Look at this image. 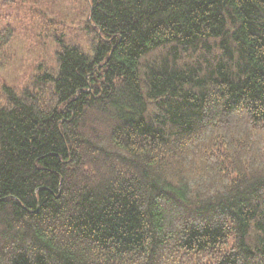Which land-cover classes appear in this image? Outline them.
Masks as SVG:
<instances>
[{"label":"trees","instance_id":"1","mask_svg":"<svg viewBox=\"0 0 264 264\" xmlns=\"http://www.w3.org/2000/svg\"><path fill=\"white\" fill-rule=\"evenodd\" d=\"M87 1L2 86L0 264H264V0Z\"/></svg>","mask_w":264,"mask_h":264},{"label":"rangeland","instance_id":"2","mask_svg":"<svg viewBox=\"0 0 264 264\" xmlns=\"http://www.w3.org/2000/svg\"><path fill=\"white\" fill-rule=\"evenodd\" d=\"M0 13V28L13 30L11 39L0 45V105L6 101L3 85L19 91L40 66L54 68L63 45L90 53L87 0H15Z\"/></svg>","mask_w":264,"mask_h":264}]
</instances>
